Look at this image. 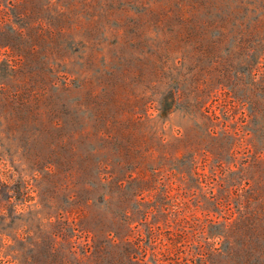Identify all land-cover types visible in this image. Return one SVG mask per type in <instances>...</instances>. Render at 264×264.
Returning a JSON list of instances; mask_svg holds the SVG:
<instances>
[{
	"label": "rangeland",
	"instance_id": "374dc122",
	"mask_svg": "<svg viewBox=\"0 0 264 264\" xmlns=\"http://www.w3.org/2000/svg\"><path fill=\"white\" fill-rule=\"evenodd\" d=\"M0 264H264V0H0Z\"/></svg>",
	"mask_w": 264,
	"mask_h": 264
}]
</instances>
